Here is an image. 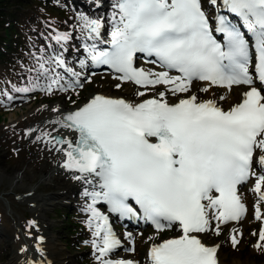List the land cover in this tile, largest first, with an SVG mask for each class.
<instances>
[{
    "label": "snow or ice",
    "instance_id": "6c2138e0",
    "mask_svg": "<svg viewBox=\"0 0 264 264\" xmlns=\"http://www.w3.org/2000/svg\"><path fill=\"white\" fill-rule=\"evenodd\" d=\"M207 4L217 11L209 13L203 0H115L110 47L94 42L85 51L94 64L117 73L115 79L143 89L135 93L141 99L95 94L73 110L52 109L59 128L74 135L42 136L60 145L61 166L87 185L82 195L90 201L86 223L98 264H135L110 258L121 244L111 214L144 219L158 232L177 228L179 235L151 245L148 264H218L220 246L207 245L204 236L219 235L221 225L241 220L247 208L239 188L252 178L255 215L264 218V0ZM77 20L86 40H100L102 17L80 13ZM51 39L62 45L71 34L55 31ZM137 54L154 58L149 62L162 70L137 68ZM48 64L63 69L68 81L61 82L60 72ZM35 71L36 77L16 92L52 93L53 84L67 92L81 86L80 73L66 66L62 54L37 58ZM194 81L208 82L200 89L204 92L211 86L229 91L237 86L243 89L241 99L225 109L217 100L184 95ZM156 86L164 91H152ZM169 94L184 98L170 103ZM237 235L231 236L233 247ZM260 242L264 227L256 247Z\"/></svg>",
    "mask_w": 264,
    "mask_h": 264
},
{
    "label": "rangeland",
    "instance_id": "374dc122",
    "mask_svg": "<svg viewBox=\"0 0 264 264\" xmlns=\"http://www.w3.org/2000/svg\"><path fill=\"white\" fill-rule=\"evenodd\" d=\"M98 1L100 3L99 6L91 4L90 0H13L12 9L14 14L10 18H16L14 25L17 27V32L13 36L11 47L4 50V59L0 61V165L9 169L7 173L4 171L6 177L22 174L27 166V164L21 165L23 157L32 155V149L28 145L25 132L19 124L15 123L20 120L24 123V126L28 124L30 119L26 118L27 112L32 113L33 118H35L36 113V116L40 119L43 117L46 107L55 102L66 103L71 108L72 106L81 104L94 91L121 96L128 91L131 93L138 90L139 86L131 82H121L115 79L116 74L103 69L93 72L89 71L84 81L79 82L81 86L71 88L67 92L55 90L56 88H54V92L52 93L40 90L27 93L15 91L16 87L27 86L28 81L36 77L37 58L41 56L44 58V52L48 51L49 46L53 44L54 40L51 39V35L55 31L62 32L55 25L64 23L75 17V7L84 11L90 10L98 13L110 3L109 0ZM203 3L206 10L210 12L212 7H209L207 0H203ZM72 41L69 42V45L75 49L78 44L74 40ZM87 55L88 53H85V56ZM70 56L75 58L72 52H70ZM143 64L157 66L151 62H142L141 66ZM60 74L62 75L61 72ZM117 83H121L119 89L115 87ZM10 86H12L13 90L9 89ZM191 86L190 91L184 95H190L191 92H195L198 96L204 98L209 93V90L207 92L200 90L206 87V84L202 81H194ZM163 88V86H156L155 90ZM223 89V87L211 86L213 93L221 94ZM233 89L237 91L236 86ZM9 96L12 98L9 99ZM16 96H21V98L17 99L15 98ZM29 96L34 97V104L25 113L18 103L24 102V98ZM15 112L16 115H14ZM14 134L23 137V139L14 137ZM256 170L258 169L256 168ZM40 172V169L34 171L32 176L26 180V183L37 184L36 176ZM48 176L49 174L43 175L38 182L46 181ZM254 182L255 178L250 179L240 190V192L246 191L247 193L245 205L248 211L241 225L242 231L238 238L239 243L235 247L231 243L232 222L227 225H221L219 235L214 233L211 238H208L210 243L223 241L222 252L227 256L228 260L234 256H240L241 258L249 257L256 264L264 262V242H260V246L256 247L260 229L264 227V218L257 219L255 215L254 196L250 191ZM5 186L6 183L0 184V218L2 217L3 221H8L13 230L20 231V227L8 219V214L15 207L10 204L9 199L4 194L11 192L14 197H18L19 195L15 191L12 192L11 189L6 191ZM55 190L58 189L54 186H49L40 189L39 192L48 194ZM63 199L65 202L57 203L46 215L48 220L56 223V226L52 229L53 233L56 234V240L62 244L63 252L72 259L71 264H98L93 253L94 249L92 248L91 241L88 239L89 227L83 218V210L77 207L76 200L72 197L65 196ZM99 206H103L104 209V205ZM261 213L264 214V204H261ZM30 217L31 214L27 210L21 215V219L23 220H27ZM112 222L115 225L117 234L122 237L119 239H121V243L123 242V244H120L114 253L110 255L115 259L120 257L134 259L139 264L145 263L136 254L137 248L135 244L130 243L131 237H127L128 233L134 232L135 239L141 236L138 240L151 239L152 236L160 240L173 237L177 231V228L173 227L158 232L148 225L131 228L129 225L119 224L117 218H114ZM20 235L18 234L19 239H21L19 243L24 241L23 236L21 235V238ZM204 242L207 243V241ZM6 244L7 236H5V228L0 222V264H5L9 257L4 249ZM141 253L142 256L145 254L144 248Z\"/></svg>",
    "mask_w": 264,
    "mask_h": 264
},
{
    "label": "bare ground",
    "instance_id": "6f19581e",
    "mask_svg": "<svg viewBox=\"0 0 264 264\" xmlns=\"http://www.w3.org/2000/svg\"><path fill=\"white\" fill-rule=\"evenodd\" d=\"M109 5L106 8H102L100 12L94 13L93 11H84L80 8L75 7V17L71 18L70 20L56 24L55 27L60 29L62 32H68L71 34V39H69L67 42H64L62 45L57 44L55 41L53 44H51L48 48V51L44 52V59L48 60L49 57H52L53 54L61 55L63 56L64 60L66 61V66L68 68L74 69L77 73H80V83L84 81V78L88 73L86 72V68L89 66L88 62L90 59L88 56H85V45H90L92 43H97L99 45L102 42V36L109 34L110 32V14L112 13L113 4L115 3V0H109ZM91 4L94 5H100L98 0H90ZM89 8V7H86ZM83 13L85 15H88L90 17L99 18L102 17L104 19V28L102 29L101 38L99 41H93V40H86V33H83L80 29L79 22L77 20V15ZM74 40L76 42L77 47L73 49L69 42H73ZM70 52H72L75 55V58H72L70 56ZM84 60L85 63L83 65L80 64V61ZM47 67L56 69L55 64H48ZM141 68L149 71H161L162 69L159 66H148L147 64H143ZM56 71H60L62 73L61 75V82H67L69 77L64 75L63 69H56ZM172 75H177L178 73H171ZM71 79H75V77H72ZM206 84V87H208V82H203ZM17 84V82H15ZM192 87V86H191ZM235 86L232 87V89L229 91L228 89L224 88L221 94L213 93L211 90V87H209V93L204 97L201 98L198 96L195 92H191L190 95L195 94L197 95L198 99L200 100H208V99H214L217 100L220 106L227 109L230 104L232 103H238L241 99L240 93L243 91V89L237 87V91H234ZM56 88V85L53 84V89ZM9 89L13 90L12 86L9 87ZM191 89V88H190ZM143 90L140 87L138 90H135L130 93V91L126 92V94H123L121 96H114L110 93H101L98 91L91 92L84 101L76 106H72L71 108L68 107L66 103H60L55 102L51 105H48L44 111V115L42 118H38L35 113V118H33L32 113H28V109L34 104V97L29 96L25 97L24 102L18 103L20 107L24 109V112L26 113V118H29L30 121L28 124L24 126V123L22 121L18 120L15 123L19 124L22 127V130L25 132V137L28 139V145L32 149V155L24 156L23 160L21 161L22 164H27L26 169L21 174L17 175H10V177H6V174H4V171L7 173L8 168H5L0 165V184L6 183V191L11 189L12 192L15 191L18 193V197H14V195L11 194V192H6L4 195L7 196L9 199V202L11 205L15 207L13 211L11 210L8 214V219L14 223L15 225L20 227V231H15L10 227V224L8 221L4 220L1 217L0 222L2 226L5 228V236H7V244L5 246V252L9 256L8 260L5 262V264H71L72 259L69 255H66L63 252V246L60 242L56 240V234L53 233V228L56 226V223L53 221H50L47 219L46 215L47 213L54 207L57 203L65 202L64 197H72L76 200L77 207H79L81 210H83V218L85 221H87L88 214L85 211L87 203L90 201L86 200L82 193L87 187L83 183V181H77L73 178L75 175L73 172L68 171L64 169L61 165L64 161V154L63 152H59L56 149L60 147V145L53 146L52 143L49 142L48 137L42 136V133L48 132L51 135L53 134H59L64 137H70L73 136V133L68 132L66 129L59 128L58 123H55L57 121L58 113L53 112L52 109L56 108L61 111L67 112L69 110L75 109L77 106H80L87 102V99L91 98V96L95 94H103L110 97H123L125 99H129L132 101L138 102L141 98L136 96L135 93L137 91ZM154 92L164 91L163 89L155 90ZM20 93V92H18ZM150 95V94H149ZM225 96L226 99L224 101H219V97ZM15 98H21V96H16ZM145 98H148L146 96ZM179 98H184L183 95L178 97H173L171 94L168 95L167 99L170 103H175L178 101ZM29 105V106H27ZM16 115V112L14 113ZM15 120V119H14ZM14 137H18L19 139H23L21 136H17L14 134ZM38 137H41L38 139ZM259 153H257L258 155ZM258 169V166H256ZM37 169H40L41 172L38 176H36L37 184H27L26 180H28L34 171ZM3 170V171H2ZM49 174L46 181L38 182L40 177L43 175ZM254 185V183H253ZM253 185L251 187V194L254 196V206L257 203V195L253 189ZM56 187L58 190H55L48 194H43L39 192L40 189H44L46 187ZM240 194L243 197L244 202L247 201V193L240 192ZM63 199V200H61ZM100 210L102 212L107 211V206H99ZM28 211L31 214V217L27 220L21 219V215L24 214L25 211ZM248 211V210H247ZM247 213V212H246ZM245 213V215H246ZM245 215L241 218L238 222H232L231 226V233L230 235H233L234 232L237 235V239L241 235L242 231V222L245 217ZM117 215L111 214L109 216L110 224L116 233L118 238H122L117 234V231H115V225L112 222L114 218ZM34 222L32 225L29 224V222ZM87 224V223H86ZM214 231L208 233L204 236V241H207V245H219L218 253H217V259L218 264H256L253 260H251L249 257L241 258L240 256H234L230 260H228L227 256L222 252V246L223 241H214L211 242L208 240V238H211L214 235ZM18 234H21L24 238V241L21 243L18 237ZM20 235V236H21ZM135 233H131V239L130 243L133 245L135 244V247L137 248V255L143 259L145 264H148L147 259V253L149 248L153 243H159L161 240L156 239L154 236L151 237V239H141L138 240L141 236L136 237L135 239ZM179 235L178 230L175 232L174 236ZM21 236V238H22ZM89 240L92 241L93 237L91 235V230L89 229ZM133 236V237H132ZM173 236V237H174ZM42 238V239H41ZM123 244V242L121 243ZM144 248L145 254L142 256V249ZM93 253L96 256L95 251L93 250ZM111 259H115L110 255ZM122 259H125L124 257H120ZM118 259V258H117ZM259 264H264L259 263Z\"/></svg>",
    "mask_w": 264,
    "mask_h": 264
},
{
    "label": "trees",
    "instance_id": "16d2710c",
    "mask_svg": "<svg viewBox=\"0 0 264 264\" xmlns=\"http://www.w3.org/2000/svg\"><path fill=\"white\" fill-rule=\"evenodd\" d=\"M13 0H0V61L5 57L4 50L11 47L13 36L17 32L16 18H10L14 12Z\"/></svg>",
    "mask_w": 264,
    "mask_h": 264
},
{
    "label": "water",
    "instance_id": "95a60500",
    "mask_svg": "<svg viewBox=\"0 0 264 264\" xmlns=\"http://www.w3.org/2000/svg\"><path fill=\"white\" fill-rule=\"evenodd\" d=\"M57 135V134H54V136Z\"/></svg>",
    "mask_w": 264,
    "mask_h": 264
}]
</instances>
